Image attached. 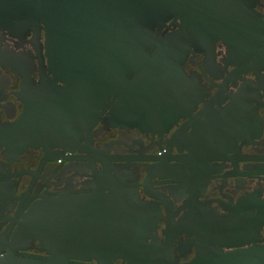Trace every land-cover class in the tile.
Returning <instances> with one entry per match:
<instances>
[{
	"label": "flooded vegetation",
	"instance_id": "1",
	"mask_svg": "<svg viewBox=\"0 0 264 264\" xmlns=\"http://www.w3.org/2000/svg\"><path fill=\"white\" fill-rule=\"evenodd\" d=\"M252 7L264 18V0ZM167 24L161 32L179 29ZM185 37L182 108L169 124L142 123L112 120L111 98L78 117L83 104L52 70L44 30L0 24V259L48 256L23 223L63 203L117 209L121 257L107 264H239L254 246L264 254V69L221 38ZM126 220L138 229L126 231ZM89 237L68 264H99L87 258Z\"/></svg>",
	"mask_w": 264,
	"mask_h": 264
},
{
	"label": "water",
	"instance_id": "2",
	"mask_svg": "<svg viewBox=\"0 0 264 264\" xmlns=\"http://www.w3.org/2000/svg\"><path fill=\"white\" fill-rule=\"evenodd\" d=\"M253 1L0 0V24L44 30L52 70L62 73L74 88L75 102L83 104L78 117L111 98L112 120H123L126 114L134 120L136 114L142 123L169 124L182 108L178 98L187 87L178 63V46L187 33L221 38L234 48V56L264 69V18L253 9ZM177 21L176 32H161L167 22ZM117 215L108 206H50L23 223L48 256L10 254L0 264H68L66 257L79 256L73 247L83 235L92 237L94 247L87 258L107 264L121 257L112 235L122 230ZM125 223L128 232L138 229L136 221ZM133 241L126 244L130 252ZM238 263L264 264L262 249L254 246L239 254Z\"/></svg>",
	"mask_w": 264,
	"mask_h": 264
}]
</instances>
